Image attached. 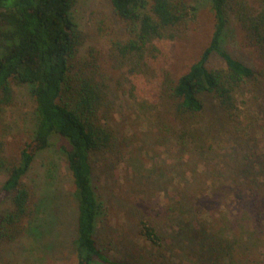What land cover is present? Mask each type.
Wrapping results in <instances>:
<instances>
[{"label": "rangeland", "instance_id": "obj_1", "mask_svg": "<svg viewBox=\"0 0 264 264\" xmlns=\"http://www.w3.org/2000/svg\"><path fill=\"white\" fill-rule=\"evenodd\" d=\"M140 1L150 13L154 0ZM172 1L187 7L188 19L142 59L120 55L124 30L110 0L73 8L83 42L72 76L101 84L98 119L111 134L92 160L96 237L109 260L96 264H264V56L237 14L245 7L258 16L264 0H231L228 8L223 46L256 72L236 92L235 119L208 97L193 121L177 113L173 88L210 44L213 0ZM208 66L226 68L216 55ZM12 86L13 103H0V156L17 160L38 118L30 88ZM62 142L54 137L26 176L36 211L24 234L0 242V264L77 263L79 206ZM6 176L0 171V188ZM10 209L8 199L1 212Z\"/></svg>", "mask_w": 264, "mask_h": 264}, {"label": "trees", "instance_id": "obj_2", "mask_svg": "<svg viewBox=\"0 0 264 264\" xmlns=\"http://www.w3.org/2000/svg\"><path fill=\"white\" fill-rule=\"evenodd\" d=\"M110 1L124 30L117 48L125 59H142L149 45L167 39L189 15L185 5L172 0H154L150 13L140 12V0ZM76 2L0 0V103H13V83L28 86L38 118L35 135L18 159L0 156V171L7 175L0 188V242L17 239L30 224L36 211L35 194L24 180L36 157L58 137L63 139L58 148L73 177L79 206L76 264H96L109 260L104 258L96 237L101 205L93 185L92 160L108 148L111 134L99 124L98 109L106 94L101 84L72 76V62L83 42L72 13ZM230 6L231 0H213L215 26L210 44L173 88L179 102L177 113L185 121H193L204 112V98L208 97L218 101L227 117L235 119L236 92L256 78L253 68L223 46ZM237 14L264 56V11L253 17L241 7ZM214 55L226 68H209ZM8 199L12 209L3 213L1 206ZM145 230L148 237L153 236L150 228Z\"/></svg>", "mask_w": 264, "mask_h": 264}]
</instances>
